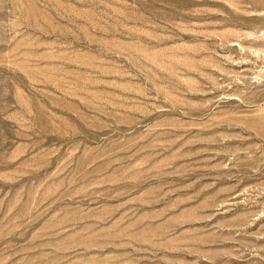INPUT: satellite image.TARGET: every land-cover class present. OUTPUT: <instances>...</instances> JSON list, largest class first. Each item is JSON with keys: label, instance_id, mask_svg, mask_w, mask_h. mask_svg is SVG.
Segmentation results:
<instances>
[{"label": "rangeland", "instance_id": "obj_1", "mask_svg": "<svg viewBox=\"0 0 264 264\" xmlns=\"http://www.w3.org/2000/svg\"><path fill=\"white\" fill-rule=\"evenodd\" d=\"M0 264H264V0H0Z\"/></svg>", "mask_w": 264, "mask_h": 264}]
</instances>
